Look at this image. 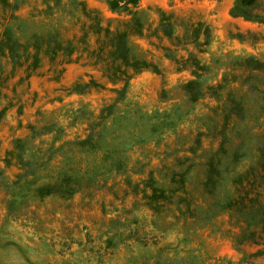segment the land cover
Segmentation results:
<instances>
[{
	"label": "rangeland",
	"instance_id": "1",
	"mask_svg": "<svg viewBox=\"0 0 264 264\" xmlns=\"http://www.w3.org/2000/svg\"><path fill=\"white\" fill-rule=\"evenodd\" d=\"M235 1L139 0L143 35L130 38L129 44L157 69L136 74L123 100L114 103V117L101 122L95 118L117 94L90 65L81 44L68 63L60 61L66 59L61 54L53 62L41 55L34 74L20 83L22 70L15 71L0 99V108L6 107L0 121V264H264V244L238 246L244 226L240 216L212 207L213 200L199 185L206 154L221 144L222 178L214 200L222 202L232 195L233 177L255 165L264 148L259 93L264 89V23L232 15ZM9 2L6 11L0 9V34L7 24L21 42L50 32L75 42L87 21L81 2L86 10L99 11L103 25L111 28L126 17L121 8L111 12L107 0ZM161 11L173 14L175 36L185 29L191 36L200 24L199 42L208 44L197 47L190 39L164 37L155 30ZM92 45L89 36L87 47ZM189 52L206 65L200 70L204 86L222 83L195 101L182 87L193 78L190 62H183ZM249 56L263 63L260 69L242 64ZM0 62L7 73L8 60ZM90 77L102 87L71 91L74 83ZM233 104L241 109L226 118ZM92 126L100 134L102 152L117 148L121 168L95 177L69 196L37 195L35 184L46 183L62 166L61 154L74 152L67 165L79 163L92 174L91 166L101 162L99 151L65 143L85 139ZM17 138L21 146L15 149ZM13 148L23 161L11 157L6 166L5 153ZM232 153L238 156L235 164ZM17 173L24 175L18 181ZM148 176L165 191L184 179L190 211L182 202L180 213L170 201L151 210L143 197L150 194L144 184ZM261 194L264 202V190Z\"/></svg>",
	"mask_w": 264,
	"mask_h": 264
},
{
	"label": "trees",
	"instance_id": "2",
	"mask_svg": "<svg viewBox=\"0 0 264 264\" xmlns=\"http://www.w3.org/2000/svg\"><path fill=\"white\" fill-rule=\"evenodd\" d=\"M139 0H107V5L111 12H117L119 8L125 13V18L122 19L119 26L111 28L108 24L103 25L104 18L102 14L96 9L86 10L85 4L81 2L82 12L87 21L81 25L80 36L74 42L72 39L64 40L60 37L58 32H50L48 34L32 35L28 41L21 42L17 39L11 28L6 24L0 34V58H6L10 64V69L7 73L2 68L0 62V99L5 95L3 90L6 88L7 80L12 77L16 70H22V76L19 78V83L27 80L39 66L41 55L46 56L49 62L55 61L58 55L64 56L60 61L68 63L71 61L70 57L76 50V44L83 46V51L86 52L87 59L90 60V65L96 69L100 78L110 83L114 87L110 90L117 94V97L110 104L103 106L99 115L95 118L97 122L106 120L109 117H114L113 108L117 102L123 100L129 81L139 72L146 69H157L156 66L145 59L136 56L129 44V39L132 37H141L143 35V22L136 11V6ZM11 6L9 0H0V9L6 11ZM231 14L234 16H241L247 20H255L264 23V0H236L231 8ZM173 14H166L161 11L159 14V21L155 27L156 31L169 40L184 41L190 39L189 43L195 44L197 47L205 46L206 42H199L200 28L193 27L191 36H188L186 29L181 36L173 34L174 24L170 21ZM182 25V24H181ZM207 28H204L202 34H205ZM93 37V45L87 47V38ZM210 37V36H209ZM208 37V38H209ZM201 48L199 51H202ZM170 57V55L168 56ZM184 63L190 62L192 79L183 84V89L187 97L195 101L203 93L215 92L222 87V83L216 85L204 86V82L200 81V70L206 66L191 52L188 57L183 59ZM246 64L252 70L260 69L262 62L256 60L252 56L243 58L242 64ZM154 71V70H153ZM119 85V87H118ZM102 87V85L94 78L90 77L86 83H74L72 92L84 93L85 88ZM259 92V91H258ZM260 98L264 100V89L260 90ZM115 103V104H114ZM234 105V104H233ZM231 106L226 114V118L235 110L237 112L240 104ZM6 107L0 108V121L4 115ZM234 112V113H235ZM100 134L94 132L93 126L91 132L83 140L68 141L65 143L84 147L89 146V150L99 151L101 154L99 163H94L91 166V175H88L87 168L81 167L80 164L67 165L68 160L73 157L74 152L70 155L61 154V164L46 183L35 184L34 192L37 195L43 196L48 194H59L61 196H69L77 192L83 184L90 185L97 180L98 176L119 170L121 168L122 160L119 156L117 148L111 147L112 151H101L98 145ZM14 148L20 147V139H14ZM14 148L6 151L3 162L6 166L10 165L11 157H15L19 164L22 163L23 157L19 152L14 156ZM221 144L219 149L206 154L204 162V177L199 183L201 193L209 196L213 200L212 207L220 208V210L229 211L240 216L241 222L244 226L241 233L236 238L238 246L244 243L249 245H263L264 244V202L261 199V190H264V148L259 150V156L255 165L248 167L244 172L236 174L233 179V192L231 196L225 197L220 202L216 201L215 195L220 180L222 178V169L220 168V152H223ZM22 152V150H21ZM110 152H115L113 155ZM103 153V155H102ZM238 156L236 153L231 154V162H237ZM52 158L48 157L46 160L50 161ZM90 169V167H89ZM83 172L87 175H83ZM184 174V173H182ZM24 175L17 173V181ZM174 181V180H173ZM33 182V181H30ZM35 182V181H34ZM180 186L177 188L167 189L166 191L155 186L153 179L148 176L144 180L146 187H149L150 194H144L146 204L151 210L157 212L163 205L164 201H170L178 212H182L179 204L185 202V210L190 211L189 201L185 199L187 190L185 188V180H179ZM180 192L183 195L176 194ZM175 195V196H174ZM171 201H174L173 203ZM261 252V250H257ZM229 263V262H228ZM230 264V263H229Z\"/></svg>",
	"mask_w": 264,
	"mask_h": 264
}]
</instances>
